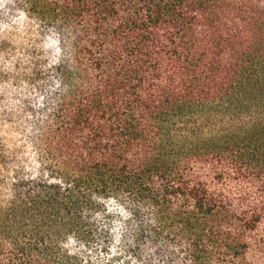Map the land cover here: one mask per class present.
I'll return each instance as SVG.
<instances>
[{
    "label": "trees",
    "instance_id": "1",
    "mask_svg": "<svg viewBox=\"0 0 264 264\" xmlns=\"http://www.w3.org/2000/svg\"><path fill=\"white\" fill-rule=\"evenodd\" d=\"M0 264H264V0H0Z\"/></svg>",
    "mask_w": 264,
    "mask_h": 264
}]
</instances>
